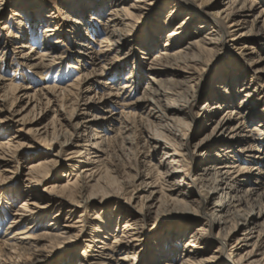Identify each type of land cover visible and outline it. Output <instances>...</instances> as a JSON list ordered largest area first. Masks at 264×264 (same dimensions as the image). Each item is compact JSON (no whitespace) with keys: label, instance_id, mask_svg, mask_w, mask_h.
<instances>
[{"label":"rangeland","instance_id":"rangeland-1","mask_svg":"<svg viewBox=\"0 0 264 264\" xmlns=\"http://www.w3.org/2000/svg\"><path fill=\"white\" fill-rule=\"evenodd\" d=\"M82 1L85 3L81 4ZM95 1L97 3L93 6L92 3ZM118 1L120 6L123 2L129 4L134 0ZM192 1L211 15L227 8L230 2V0ZM65 2L66 0H0V110H4L0 112V264H78L80 260L97 254L100 249L97 246H93L94 249L86 245L88 242L86 239L91 235L102 236L101 239L110 242L112 232L123 234L124 224L127 221L135 223L138 232L136 247L133 250L136 256L133 259L134 263L180 264L182 249L188 244L187 237L198 220L187 225L186 219L177 218L180 212L173 210L172 205L165 206L167 208H164L159 215H149L145 218L126 202L133 196L134 199L136 198L138 207L144 204L142 195L146 192L141 182L146 176V170L157 166L159 160L165 158L168 152L164 145L149 150V147L145 145L144 136L146 137L148 130L155 133L158 132L157 130H164L156 126L155 122H149L146 116L137 120L140 118L139 115H145L146 112L136 110V120L129 118L131 129L128 133L132 132V134L125 142L122 138L124 136L120 133L122 124L120 120H124L120 113L127 110L121 103L114 102L110 93L120 90L124 83H128L126 93H129L132 99H136L148 86L150 82L148 75L164 80L166 86L174 87L175 85H171L175 82L174 79L181 80L185 75L190 76L193 73V79L190 82L175 86L180 90L181 98L185 101H193L194 96L197 95L193 105V112L197 119H188L192 126L188 124L182 126L184 132H190L193 136L194 145L198 143V147L193 148L195 153L192 163L185 166L187 174L191 176L196 174V165L199 166L209 152L217 151L221 145H230L228 149L232 152L229 159L235 158L240 164L244 175L242 177L247 180L244 186L248 187L251 184L250 181L264 180V0H246L245 8H235L237 12L234 17L240 21L239 25L234 27L233 33H236L238 37L235 41H228L227 49L223 48L222 44L213 51L202 54L192 49L175 62V69L164 72L148 70L149 61L165 48L166 43H169L167 48L170 51H175L176 47L196 37L197 33L206 35L210 28L200 26L203 23L201 21L203 14L197 12L190 15L191 19L186 21L180 38L173 40V37H168V32L176 24L187 19L190 8H185L182 3H176L180 0L174 1L177 12L167 18V9L173 7L171 0L147 1L142 4L140 10L130 9L136 16L127 20L130 25L128 32H125V40L128 42L116 51L114 45L109 46V42L105 41L107 33L104 22L109 15L112 4L110 0H79L80 7L77 8L66 6ZM166 5H168L167 9ZM73 17H77L79 21H74ZM48 18L60 26L57 33L47 37L49 43L43 42L44 39L46 40L43 29ZM244 31L246 34L240 36V33ZM151 35L154 38L149 40ZM84 41L90 42L95 49L110 47V56L117 54L120 58L117 60L115 57L116 62L119 63L118 67L111 70L110 65L109 69L101 74L97 70L98 66L91 60H84L79 56V47L83 46ZM24 43L32 46L34 50L32 51L31 47H23ZM44 43H48L49 46H44ZM50 46L53 47L57 57L45 67H32L29 60L23 57L26 54H34L37 57ZM223 51H226L225 56H222ZM193 56L201 58L196 65L192 60ZM44 60L50 61V56ZM187 65L191 68H187ZM83 74L87 78L80 81ZM7 83L13 85L8 86ZM16 86L19 87L17 90L19 99L14 98L13 89ZM242 87L243 89L247 87L246 91H239ZM63 88L65 90H60ZM213 90L216 92L212 97L215 99L214 97L217 96L214 102L218 105L220 112L216 120L206 126L204 123L208 121L204 118L206 115L204 104L212 101ZM246 92L251 94L246 97ZM86 94L94 96L89 109L84 104H80V101L78 102L79 97ZM154 95L157 96L155 93ZM46 96H50L52 101L48 103ZM172 97L169 94L165 97V101L170 103ZM241 102L243 103L240 106ZM239 108L244 114L243 118L234 122H242L239 131L243 134V139L237 142L216 143L218 134L213 128L216 121L225 113L235 112L237 115ZM84 110H89L90 113H84ZM111 111L118 115L119 121H111V118L105 117ZM74 112H76L75 118H73ZM57 116H60L62 123L64 121V128L68 132L60 135L57 141H51L50 146H46L40 138L42 131L56 127ZM84 117H94L93 131L100 136H108L107 142L104 143L106 154L101 158L100 169L107 173V177L115 175L119 182L107 184L110 177L103 184H100L102 182L98 180L94 183L93 189L87 188L82 194L76 195V198L83 200V197L90 192L96 191L94 199L82 201L81 204L76 203L73 207H70L66 201L51 202L48 203L46 213H36L25 205V200L29 198L27 197L29 191L41 195L42 198L37 199L41 204L49 202V199L54 196L68 197L67 194L62 195L59 190L44 191V188L50 183L58 184L66 179H76L82 173L85 163L79 160L82 158L84 160L87 153L67 161V156L71 155L70 151L76 148H70L73 146L71 144L63 146L62 143L67 139L71 142V133L76 132L80 138L79 143L83 144L79 146V149L86 150L85 146H88L86 144H93L95 139L92 138V129L88 128L89 125L83 126L81 122ZM77 124H80V127L75 129L74 125ZM59 128L61 129L62 126ZM228 132L229 129L224 131V137L229 135ZM128 133L127 135H130ZM53 135L54 131L50 134V138H53ZM244 146H252L260 150H254V156L251 157L239 150ZM90 147L89 152L92 155L95 148ZM63 148L67 150L63 152ZM55 157L60 159V162L55 166L50 179L37 187H30L33 184L30 168L43 161H45L43 164H46ZM158 179H161L160 176ZM186 179L190 181L189 178ZM107 189L115 194L106 196L104 190ZM257 192L256 195L248 196L247 209L257 210L258 207L264 206V188L259 187ZM13 194L15 196L12 198ZM32 198L36 199L34 196ZM102 198L105 199L102 201ZM214 200L216 196L211 201L214 202ZM193 205L198 207L199 202ZM81 213H84L82 218ZM95 223L100 224L103 230L94 232L92 225ZM262 224L264 228V220ZM82 226H84L83 230L80 231ZM63 227L66 232H60L59 237L52 239L44 236L48 229L60 231ZM245 228L239 225L238 231L228 237L229 249L238 237H245L242 234ZM215 231V233L218 232V230ZM76 233L79 237H76L74 241L64 238L65 235L74 236ZM256 235L257 233L253 234V239L250 237L246 249L244 246L240 249L233 248L236 259H238V253H245L253 247L257 239ZM258 241H261L263 245L259 250L261 252L264 250V238L262 240L260 237ZM93 243L98 242L93 241ZM218 246V240L208 242L204 254L206 257L210 256L207 261L213 260V262L207 264H229L230 250L227 249V253L225 250V254L220 255ZM126 250H116L111 262L105 264H126L121 259L126 255ZM215 256L219 257L213 258Z\"/></svg>","mask_w":264,"mask_h":264},{"label":"bare ground","instance_id":"bare-ground-1","mask_svg":"<svg viewBox=\"0 0 264 264\" xmlns=\"http://www.w3.org/2000/svg\"><path fill=\"white\" fill-rule=\"evenodd\" d=\"M147 1L150 0H134L132 1L133 3L127 4V2H123V5L119 6L120 3L118 0H112V1L110 0L112 4L110 5L109 15H107L105 19L106 21L104 22L105 32L107 33V37L105 41L109 42V46L114 45L116 47V51H118L124 44L126 45V42L128 41L125 40L126 39L125 32H128L129 30L128 26L130 25L129 23H127V20L130 19L132 16H136L133 13V11H131L130 9L135 8L137 10H140L142 4L146 3ZM171 1L173 2L172 4L173 7L168 8V5H166V9L168 8L167 18H169V16L171 17L174 13L177 12L176 9L177 6L175 7L176 3L177 4L182 3L185 6V8L188 7L190 9L188 10L189 15H187L188 16L187 19L185 21L180 22V24H176L168 32V37H173V40L180 38V34L182 33V29L184 28L186 21L191 19L190 15H193L194 13L197 12L201 15L202 14L204 15V17H201V21L203 23L200 24V26L210 29L208 32H206V35H199L197 33L196 37H193L190 40H188L185 44L176 47L174 49L175 51H170L167 48L169 43L164 44L165 48L163 50H160L159 54L154 56L149 61L147 69L150 70L151 72L153 71L157 72L159 70L164 72L170 69H175L174 68L176 64L175 62L179 60L183 55H185V53H188V51L192 49L197 50L199 54H202L203 52L213 51L220 44H222L223 48L227 49L229 46L228 41L229 40L235 41L236 38L238 37L236 33H233V31L235 30L234 27L238 26L239 25L238 23L240 21L234 17L235 12H237L235 8L236 7H238V9H240V7L245 8L246 0H230V2H228L227 8H223L222 10L217 11L212 15L206 13L204 10L200 8L199 5H196L192 0H180V2H176V3H174V1L177 0H171ZM83 2L84 1H82L81 4H83ZM65 3L66 6L70 5L71 8L72 7L77 8L79 6V0H66ZM96 3H97L96 1L93 2L92 3L93 6ZM38 17L40 19L41 15ZM76 18L77 17L74 18V21H79V19ZM208 18L211 19L208 20ZM46 23L47 24L43 29L44 38H46V40L44 39L43 42L49 43L47 37H51L53 34L57 33L58 30L60 29V26H58L55 22H51L49 18L46 19ZM245 34H246L245 31L241 32L240 36H244ZM153 38H154L153 35H151L149 40ZM48 43L46 44L44 43V46H49ZM22 46L29 48L31 47L30 49L32 51L34 50L32 46H28V44L26 43H24ZM249 47L251 48L252 46ZM110 49H111L110 47L106 49H95V47L91 45L90 42L88 43V41L86 42L84 41L83 46L79 47L78 53L80 54L79 56L84 60L89 59L92 61L93 64L97 65L98 66L97 70L101 72V74H103V71L109 69L110 65H111V70L115 69L119 65V63L116 62V59L117 60L120 59L119 56L117 54H115V56H110L111 55ZM54 52L55 51L53 50V47L50 46L49 49L46 47L43 50V52L41 53L39 52L40 54L38 53L39 55H37V57H35L34 54H26L23 57L29 60L30 62L29 64L32 67L39 68L49 65L53 61V59L57 57V55ZM225 52L223 51L224 54L222 56H225ZM48 56H50L51 60L45 61L44 59H46V57ZM115 57L117 58L115 59ZM192 60L196 65L199 63L201 58H197L195 56ZM187 68H191V67L187 65ZM192 74L193 73H191L190 76L185 75L181 80L174 79L175 82L173 81L174 83H172L171 85L178 86V84L181 85V83L183 82L184 83L190 82L193 79ZM148 77L150 78V82L148 86H146V89L143 91L142 95L138 96L136 99H132L128 95L129 93L128 94L126 93L127 87H129L128 83H124L120 87V90H116L115 92L110 93L111 94L110 97L113 96L112 100L116 103H121L123 107L127 110L120 113V115H122L124 119V120H120L122 122L120 133L122 134L121 136H124L122 138H124L125 142H127V139L130 138L132 134V132L128 133L130 132L129 130L131 129L129 118L132 117V119L135 121L136 120L135 116H137L136 110H141V111H145L146 113L145 115H139L140 118L137 120L143 119V117L146 116L149 122L150 121L155 122L157 124L156 126H159L164 130V131L157 130L155 128L158 131L156 133L150 132L148 130L146 137L144 136L145 145L149 147V150L151 148L157 149L162 145H164L165 149H168L167 156L165 158H161L157 166L151 165L152 168H147L146 170L147 171L145 174L146 176L141 182L144 192H146V194L142 195L144 204L138 207V203L135 201L136 198L134 199L133 196L130 199L128 198L127 199L128 201L126 202L129 203L128 204L129 206L134 208V211L136 210L135 212L138 213L140 212L144 217L149 215H159L164 208H167L165 206L172 205L173 210L180 212V215H178L177 218L186 219L187 225H191L192 222L198 220L197 224L193 228L191 227L192 229L187 237V240H189V242H186L188 244H186L182 249V254H181L182 262L180 264H207L209 262H213V260L207 261L210 256L206 257L204 254L207 249L208 242H212V240L213 241L218 240L219 243L218 250L220 251V255L225 254V250L227 253V249H229L228 237L232 233H236L238 231L239 225L246 227L244 229V232L242 233L244 234L245 237L243 236L238 237L236 242L232 245V248L229 249L230 250L228 252L229 264H264L263 261L264 250L261 252L259 251L263 245L261 241L260 242L258 241L260 237L262 240L264 238V237L262 238L264 234V228L262 227L263 225L262 223L264 220V206L258 207L257 210L254 208H251V210L247 209L248 196L258 194L257 192L258 188L259 187L264 188V180H254L252 182L250 181L251 184L248 187L244 186L245 185L244 182L247 180H245V178L242 177L243 171L240 164L236 162L235 158H233V160L229 159L231 154L230 152H232L231 150L228 149L230 145L228 146L221 145L219 148H217L218 149L217 151L209 152L206 158L200 163V165L199 166L196 165L195 168L196 174L192 176L188 175L185 166L187 164L192 163L191 160L193 158V154L195 153V150L193 148L196 149L198 147V143L194 145L193 136L190 135L191 134L190 132L188 133L184 132L182 126L183 125L186 126L187 124L192 126L191 122L188 121V119L191 118L197 119V117H195V113L193 112L194 111L193 105L197 100L196 99L197 95L194 96L195 99L193 101H185L181 98L180 90L176 89L175 86L174 87L166 86L164 80L158 79L153 75H148ZM85 78L87 77L85 74H83L82 77H80V81H83ZM170 80L172 79L170 78ZM7 84L8 86L13 85L12 83H7ZM215 87H219V86H215ZM18 88L19 87L16 86L13 89V91L15 92L14 93L15 99H19L20 97V95L17 94ZM246 89L247 87L244 89L242 87L239 91H246ZM60 90H65V88ZM48 92H53V91L48 90ZM215 92L216 90H213L211 93V98L213 102L207 101L204 104V109L206 110V115L204 118L206 119V121H208L207 123H204L206 124V126H208L211 122H214L216 120L215 118L220 112V110L218 109V105H216L214 102L217 96L214 97L215 99H213L212 97ZM154 93L157 95L156 97ZM169 94H171V96L173 97H172V101L170 103L169 102L167 103L165 101V97H167ZM250 94H251L250 92H246L245 95L247 97ZM93 99H94L93 95L86 94L80 96L78 102L80 101V104L81 103L84 104L86 108L89 109V107H91L92 102L94 101ZM245 99H243V101ZM46 100H48V103L52 101L50 96H46ZM99 102H101V100H99ZM242 103L243 102L240 103V106L242 105ZM240 108L237 112L238 116L235 114V112L225 113L224 115L220 116V118L216 121V124L213 126L214 130L218 134L215 139L216 143L220 141H227V143L237 142L243 139L242 137L243 134H241L239 131L241 129L242 122L240 121H238L237 123L234 122L241 119V117L243 118L244 114H242V110ZM2 111L4 110L1 109L0 112ZM84 113L88 114L90 112L89 110L86 111L84 110ZM117 116L118 115H116L114 112L111 111V113L105 117L108 119L111 118L112 121V120H118ZM75 117H76V112H74L73 118ZM94 119H95L94 117L93 118L84 117V119L81 122L85 127L89 125L88 128L90 127L93 131L94 128L92 124ZM55 125H57L56 127H54L55 129L52 127L51 130L44 129L42 131L43 134L41 135L40 138L42 139L43 142L46 143V146L48 145L50 146L51 141L54 140L57 141L60 135L62 136L63 134L68 132L67 129L65 130L64 121L62 123L60 116L59 117L57 116V121ZM59 125L62 126L61 129L59 128L60 127ZM151 125L152 124L150 123V126ZM74 126L75 129L76 128L78 129L80 127V124ZM227 129H229L228 132L229 135L224 137V131ZM53 131H54L53 138L52 137L50 138V134H52ZM127 133L130 135H127ZM70 138L72 139L71 142L67 141L68 140L67 139L66 141L64 140L65 142H63L62 145L66 146L71 144L73 146H70V148L75 147L76 149H72L70 151L71 155L67 156L66 160L69 161L72 159H76V157H80V155H83V153H87L84 156V160L83 158L79 160L80 162L85 163L82 168L83 171L77 176L76 179H72V180L66 179L63 183H58V184L50 183V185H47L44 188V191L55 192V190L57 191L59 190V192H61L62 195L67 194L68 197H63L60 195L54 196L49 199V202H46L45 204L43 203L41 204L37 201V199L42 198L41 195L38 193L33 194L32 192L29 191L27 193V197L29 198L28 200H25L26 203L25 201L23 203H25L26 207H30V209L35 211L36 213L37 212H39L40 214L46 213L47 206L49 205L48 203L51 202L62 203L66 201L70 207H73V205H76V203L81 204L82 201H89L90 199L92 200L94 199V197H96V191L92 193L90 192L89 195L83 197V200L76 198L77 197L76 195L82 194L84 192L83 190L87 188L89 190H91V188L93 189V186H95L94 183H96L98 180L102 182L100 184H103V182L104 181L106 182L108 180V177H110L109 175L107 177V173H105L103 169H100V167L102 166L101 158L104 156V154H106L104 143L107 142L108 136H100L99 134L95 133V131H93L92 138L95 140L93 141V144L92 143L86 144L88 145L85 146L87 148L86 150L79 149V146L83 144L79 143L80 138L78 133L76 132L71 133ZM90 146H92V148H95L94 149L95 151L93 152L94 154L92 155L91 152H89L91 148ZM66 150L67 149L63 148V152ZM239 150L242 152H246L248 156L253 157L254 156L253 151L254 150L259 151L260 149L253 148L252 146L249 147L244 146L239 148ZM43 162L30 168L31 182L33 183L30 187L32 188L37 187L41 185L45 180L50 179L51 173L53 172L55 166L60 162V159H57L55 157L52 161L47 162L46 164H43ZM157 174L160 176L162 180L158 179L159 176L157 177ZM139 175L140 172L138 173V176ZM186 178H189L190 181H188ZM109 179L110 180L106 182L107 184L119 182L118 179L115 178V175L114 176L111 175ZM104 191L106 196H109L110 194L111 195L115 194L112 193V191L110 192V190L108 189ZM14 196L15 195L13 194L12 198ZM33 196L36 197V199L32 198ZM215 196H216V200H214V202L211 201ZM104 199L105 198H102V201ZM197 202H199L198 207L193 205L195 203L197 204ZM83 215L84 213H81L80 217L82 218ZM124 225H125V231L123 232V234L121 233L115 234L112 232L111 233L112 239L110 240V242L109 241L106 242L103 239H101L100 237L102 236L91 235V237L86 239V242L88 241L86 245L90 246L91 248L93 246H97L100 249L98 250L97 254L96 253L92 254L90 258H86L85 260L82 261L80 260L78 264H105L106 262L110 263L111 258L114 257L113 256L114 252L116 250H121V249H127L125 251L126 255L122 256L121 259L124 260L126 264H136L133 262V259H135L136 257L133 250L136 247L135 242L138 239L137 228H135V223H133L132 221H127L126 224ZM83 227L84 226L80 228V231L83 230ZM92 228L94 232H100V229H102L100 224H96V223L92 225ZM58 229H60V227ZM58 229H53V228L48 229V231L45 232L44 236L54 239L56 237H59V235L61 234L60 232L62 233L66 232V229L64 230V227L60 231H56ZM215 230H218V232L215 233L216 232ZM178 233L180 232L178 231ZM254 233H257V235L255 236L257 237V239H255L253 243V247L249 250H246L245 253L242 252L238 253L237 254L238 259H236L235 254L233 252V248L238 247L237 249H240L241 247L244 246V248L246 249V247H248L249 245V241H250L249 239L250 237H252L253 239ZM76 237H79L77 233L74 236H69V235L64 236L65 239L71 241L76 240ZM93 241L94 242L96 241L98 243L95 244L93 243ZM93 248L95 249V247ZM258 255H260V257H258ZM84 256H87V254H84ZM218 257L219 256H215L213 258L217 259ZM107 258H109L108 261H105Z\"/></svg>","mask_w":264,"mask_h":264}]
</instances>
